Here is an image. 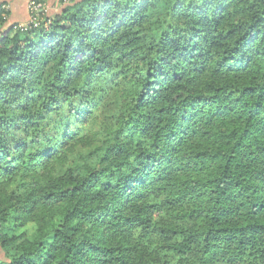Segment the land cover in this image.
Returning a JSON list of instances; mask_svg holds the SVG:
<instances>
[{"label": "trees", "instance_id": "trees-1", "mask_svg": "<svg viewBox=\"0 0 264 264\" xmlns=\"http://www.w3.org/2000/svg\"><path fill=\"white\" fill-rule=\"evenodd\" d=\"M62 1L0 0V264H264V0Z\"/></svg>", "mask_w": 264, "mask_h": 264}, {"label": "rangeland", "instance_id": "rangeland-1", "mask_svg": "<svg viewBox=\"0 0 264 264\" xmlns=\"http://www.w3.org/2000/svg\"><path fill=\"white\" fill-rule=\"evenodd\" d=\"M31 1H35V0H29L25 5H20L19 3L14 4L12 0H9L8 10L11 11V15L9 17L7 25L9 26L13 24L25 25V24L30 23L33 19L32 17L30 18L31 12L29 9V4ZM36 1H39V0H36ZM41 3H42L43 9L45 10L44 12L46 13V16H52L64 10L68 1L45 0L44 2H41Z\"/></svg>", "mask_w": 264, "mask_h": 264}, {"label": "built area", "instance_id": "built-area-1", "mask_svg": "<svg viewBox=\"0 0 264 264\" xmlns=\"http://www.w3.org/2000/svg\"><path fill=\"white\" fill-rule=\"evenodd\" d=\"M42 8V3L39 1H31L29 4V9L31 13H34L36 11H39ZM26 26V24H25Z\"/></svg>", "mask_w": 264, "mask_h": 264}, {"label": "crops", "instance_id": "crops-1", "mask_svg": "<svg viewBox=\"0 0 264 264\" xmlns=\"http://www.w3.org/2000/svg\"><path fill=\"white\" fill-rule=\"evenodd\" d=\"M13 1V3L14 4H17V3H19L20 5H25L29 0H22V1H20V0H12ZM20 1V2H19ZM12 6V5H11ZM13 7V6H12Z\"/></svg>", "mask_w": 264, "mask_h": 264}]
</instances>
